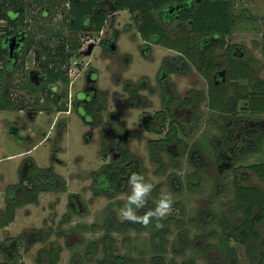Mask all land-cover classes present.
<instances>
[{
  "label": "rangeland",
  "instance_id": "rangeland-1",
  "mask_svg": "<svg viewBox=\"0 0 264 264\" xmlns=\"http://www.w3.org/2000/svg\"><path fill=\"white\" fill-rule=\"evenodd\" d=\"M64 4L65 1L61 0L56 9L51 10V15L46 16L44 20L39 19L38 22H43L48 29H59ZM39 9V5L32 2L26 12L31 28L37 26V21L34 22L31 18L38 16ZM231 12L235 25L225 42L245 50L257 65L255 77L264 81V0H232ZM6 31V23L1 21L0 36ZM113 37H116V52L113 56L107 57L97 44L103 39L111 40ZM82 43L84 50L90 44H93L94 48L90 56L83 54L70 62L68 85L61 86L59 89L60 92H67V112H56L44 104L42 108L38 107L40 112L31 123L24 112L0 111V210L4 208L7 188L20 183V170L28 162L38 170L52 168L54 174L64 182L63 191L52 190L40 193L36 204H26L17 208L13 221L4 228H0V243L6 239L19 240V246L16 248L18 257L9 249L5 252L0 250V264L14 262L39 264L37 259L41 250L53 251L54 249L55 251L57 248H59V255L56 264H71L74 257L79 258L82 264H86V245L105 234L104 228L107 221L114 219L119 223L126 222L121 220L119 209L126 203L125 193L128 191V186L122 185L109 194L99 190L93 191L92 188V174L101 172L103 166L109 162L107 153L101 150V130L95 129L91 140L86 141L89 129L75 114L72 107L70 108V100L74 93L80 92L84 86V76L88 66L97 72V88L105 93V110L101 116L104 125L110 124L117 132L126 131L132 134L127 148L141 162V173L154 183L152 197L157 198L161 192H170L172 195V208L169 214L160 220L169 221L170 234L165 246V259L169 261L174 258L177 264H180L192 255L191 250H187L183 257L173 256V248L178 247L179 231L184 229L188 238L193 239L201 232L197 229L199 223L196 220L199 212L204 209L213 215L221 214L233 196L232 172L217 171L213 164L214 150L210 141L219 136L217 127L220 124L215 120V115H213L214 119H209L210 113L204 102L201 106L202 117L198 124L196 126L192 124L190 127L184 125L188 138L180 136L182 141L175 144L174 154L173 149L169 152L152 151L148 143L149 140L158 138L154 132L159 130V125L152 124L146 129L142 125V120L144 117L153 116L161 109L155 77L162 60L175 56V53L153 45L150 58H145L142 55L144 42L132 16L127 11H120L110 18L100 34L83 36ZM125 58L128 59L127 65L123 60ZM24 68L12 75L13 85L10 89L12 98L18 100L19 97L28 99V96H34L36 101L37 96L30 95L29 91L26 93L21 90L25 84L23 73L36 70L32 55L28 56ZM189 68L188 76L170 77L175 93L179 97H183L184 93L190 89L206 92L205 82L196 68ZM141 78L149 80L148 85L153 88V95L149 96L141 92L140 94L145 96L149 105L133 108L125 102L127 99L124 93L125 82L135 85ZM6 85L4 81H0V91ZM20 91L26 95L23 96ZM109 116L112 117L109 118ZM256 118L264 119V115ZM59 122L65 123L66 129L62 132L61 139L56 141ZM11 124L19 129L21 127L27 129L21 130L19 135L22 138L30 136L32 138L30 146L26 140L16 141L10 138L7 126ZM121 124H123L122 128ZM32 125L37 126L40 132L34 133L31 129ZM193 145L200 147L202 154L205 155V173L200 174L195 168L196 159H189L188 154L183 156L182 150L188 148L191 150ZM152 154L156 157L152 158ZM261 163H264V141L259 151H252L237 165ZM193 179H196V184H193ZM251 182L262 186L255 178H252ZM70 196H77L81 206L80 211L68 205ZM152 202L155 203L154 199ZM141 210L138 211V215L142 212ZM152 221L153 219L143 231L128 229L121 233H111L117 252L141 261V264H150L153 255L150 246L151 233L161 228L157 223L153 226ZM201 224H206L205 218L201 219ZM93 225L97 227L96 231L90 230ZM211 230L216 231L217 234L220 232L217 225L213 223L206 232ZM37 231L43 232L47 239L28 246L27 242L37 235ZM215 242L212 241V243ZM230 246L237 249L240 264H243L245 262L243 250L234 242H231ZM49 258L52 259V255ZM100 258L101 253H98L96 259ZM197 264H203L200 258Z\"/></svg>",
  "mask_w": 264,
  "mask_h": 264
},
{
  "label": "trees",
  "instance_id": "trees-1",
  "mask_svg": "<svg viewBox=\"0 0 264 264\" xmlns=\"http://www.w3.org/2000/svg\"><path fill=\"white\" fill-rule=\"evenodd\" d=\"M61 0H32L44 9L47 16L51 10L56 9ZM65 1L61 27L46 28L38 16L31 20L36 22L35 28L28 29L26 12L32 2L29 0H2L0 1V22L6 23L7 34H12L18 26L28 33L25 39L27 50L35 46V63L45 77L43 85L35 88L30 85L23 73V92L29 91L30 95L37 93L45 101V106L56 112H67V92H60L61 86L68 85V70L70 62L80 56L82 38L93 33L103 31L106 23L116 13L127 11L135 22L136 29L143 41L161 46L174 51L178 55L171 58L175 64L185 59L195 64L199 59V48L209 44L210 40H216L211 49L202 54L204 61L205 77L208 81L207 107L211 111L224 114L222 119L251 118L264 115V81L255 77L257 65L251 57L244 60L232 58L227 53V77L228 88L223 85L215 86L210 81V73L214 70L215 48L230 50L231 45L226 44V39L234 28V18L231 12L232 0H192L189 4L186 0H62ZM9 17L15 20L10 21ZM46 17H42L44 20ZM51 22V21H50ZM184 28L185 31L181 29ZM34 30L36 32H34ZM207 42V43H206ZM5 51L0 50V63L5 66L2 56ZM25 59L21 58L16 70L11 73L7 69H0V81L7 85L0 91V111H24L30 117L40 111L38 100L34 104L26 97L12 98V75L25 68ZM51 86V88H49ZM20 89V88H18ZM24 94L23 96H25ZM34 97V96H33ZM35 100V99H34ZM13 101H16L13 103ZM188 101V100H187ZM185 101L184 104L187 102ZM181 131L182 129L179 128ZM177 132V128H175ZM17 141H21L16 139ZM226 140V139H225ZM30 146V144H29ZM165 146L164 141H150L149 149L161 151ZM214 148V160L221 161L223 152L232 146L229 141H223L221 146L211 143ZM258 149L262 146V140L256 141ZM152 158H155L152 154ZM107 169L108 166L103 167ZM111 169V182L114 184L119 172ZM246 170L256 174L264 181V163L249 165ZM56 180V181H54ZM103 181V177H99ZM57 182V190H64V182L54 174L53 169H34L27 178L21 176L20 183L8 188V200L4 212V219L0 221V228H4L14 219L17 208L26 204H36L38 195L50 192L51 185ZM26 184V185H25ZM221 214H211L208 210H201L196 218L199 224L197 229L201 232L193 239H189L187 232L181 229L178 234V247H174V257H183L187 250H191V258L180 264H197L198 258L203 264H240L237 249L230 246L231 242L237 244L243 250L245 262L243 264H264V190L258 187L243 186L235 175L233 178V196L226 204ZM154 207L152 199L147 207L142 209L143 215L148 208ZM206 219V224L200 225L201 219ZM200 220V221H199ZM161 228L153 231L150 238L152 257L150 264H177L174 258L165 259L167 237L170 234L169 221H161L153 218ZM216 224L220 232L206 229L211 224ZM140 223L126 221L119 223L111 219L104 228L105 234L98 240L89 242L85 248L86 264H141L125 255L117 252L111 233H121L128 229L145 230ZM90 230L96 231V226ZM36 236L27 242V245L44 242L47 237L43 232L37 231ZM212 241H216L212 243ZM4 247L13 251L18 257L16 248L18 239H6ZM27 246V247H28ZM12 250H10L11 248ZM98 253L101 258L96 259ZM46 256L43 258V256ZM52 255V259L49 257ZM59 248L55 251L41 250L37 262L39 264H56ZM13 264H17L14 262ZM71 264H82L79 258L74 257Z\"/></svg>",
  "mask_w": 264,
  "mask_h": 264
},
{
  "label": "flooded vegetation",
  "instance_id": "flooded-vegetation-1",
  "mask_svg": "<svg viewBox=\"0 0 264 264\" xmlns=\"http://www.w3.org/2000/svg\"><path fill=\"white\" fill-rule=\"evenodd\" d=\"M189 4L192 0H186ZM32 2V0H29ZM47 13H44V9L40 7L39 9V18L46 17ZM10 21H14V18L9 17ZM41 24L40 22L38 23ZM28 29L32 30L30 25ZM185 31L184 28L181 29ZM101 33V32H100ZM99 33V34H100ZM16 37V42L18 45H14L12 50L10 51L9 46H11V39ZM29 38L28 33L24 31L20 26L16 28V30L12 34H7L4 32L0 36V50L5 51V55L2 56L4 60L5 66H2L0 63V69H7L8 73L16 70L18 67L21 58L25 59V63L29 55H32V61L35 66L34 71H26V78L30 85L35 88H39L43 85L45 81V77L38 68L35 63L34 55L35 50L37 49L35 46L31 47L27 50L25 39ZM143 41V40H142ZM116 37L111 38V40H101L97 45L102 49V52L105 56L111 57L116 52ZM144 45L142 48V55L145 58H150L151 46L155 45L146 41H143ZM207 43V42H206ZM216 43V40H210L209 44H204L199 48V59L195 64H192L188 60H184L179 64H175L171 58L176 57L178 54L175 53L173 57H166L162 60V63L157 71L155 81L157 84V90L159 91L158 100L161 104V109L154 113L151 117H144L142 120V125L148 129L149 125L155 124L159 125V130L154 132L158 137L156 140L150 141H164L165 146L162 148V151H171L174 154V150L176 148V143H180L182 141L180 136L185 139L188 138V135L185 133V126L197 125L200 118L202 117L201 106L206 102L207 105V91H208V81L205 77L204 70V61L201 59L202 54H205L207 51L211 49L213 44ZM94 46V45H93ZM158 46V45H157ZM232 48L228 50H223L219 48H215V60L214 70L210 73V81L215 85H223L228 88L229 81L227 77V53L230 54L232 58L244 60L245 58L250 57V55L243 49L237 48L235 45H231ZM88 48V46H87ZM87 48L84 50L83 46L80 50V56L85 55ZM94 48V47H93ZM93 50V49H92ZM92 53V51H91ZM90 53V54H91ZM90 56V55H89ZM128 63V59H123ZM89 67V66H88ZM86 70L84 76V86L80 92H75L72 100H70V108L74 110L75 114L79 117V119L83 122L85 126L89 129V132L86 134V141H90L92 138V132L95 129L101 130V150L107 153V157L109 162L105 165L108 166L107 169H102L101 172L92 174L93 175V191L99 190L104 194H109L113 192L115 189L117 190L122 185L126 187V181L131 172H142L141 162L132 155L128 148L127 144L130 140L132 134L124 131L123 133L117 132L114 127L110 124H105L102 121V114L104 113V92L97 88V72L88 68ZM196 68L200 77L203 79L206 85V92L203 93L201 91H196L195 89H190L186 91L183 97H179L175 93V87L170 77L177 76H188L190 73V68ZM149 80L147 78H141L138 83L132 85L131 82H125L124 93L127 95V99L125 100L126 104L131 105L133 108H139L140 105L148 106L149 104L146 101L144 95H141V92L146 93L147 95H153V88L148 85ZM51 88V86H49ZM229 89V88H228ZM232 92V89H229ZM20 94L24 95L22 91ZM38 97V105L43 107L45 101L42 97L37 93ZM28 101L31 104L35 103L34 97L28 96ZM188 100V101H187ZM187 101L185 104L184 102ZM45 106V105H44ZM209 111V119H214L220 124L217 129L219 132V136L214 137L210 143H215L221 146L223 141H229L232 143V146L228 151L223 152V157L221 161L217 162L214 160L213 164L217 171L226 170L232 172V191H233V178L236 175L238 180L242 183L243 186L250 187H258L264 190V181H262L256 174L253 172H249L246 170V167L237 165L241 162L246 155L251 153L252 151H259L258 146H256L257 140H262V144L264 141V119H259L256 117L249 118H239V116L235 119H222L221 116L224 114L211 111L206 107ZM24 112V111H19ZM40 112V111H39ZM33 117H30L26 112L25 116H27L28 120L33 123L37 114ZM261 116V115H260ZM112 116H109L111 118ZM258 117V116H257ZM8 135L11 139L18 140H26L28 143H31L30 136L27 135L26 138H22L19 135L21 130H27L24 127L19 129V127H15L14 125H8ZM123 124H121V128ZM175 128H177V132H175ZM179 128L182 130L180 131ZM31 129L34 133H39V128L37 126L32 125ZM56 131V141L61 138L58 137V133H62L66 129L65 123L59 122ZM165 130V131H164ZM226 139V140H225ZM17 141V140H16ZM33 148V147H31ZM189 149V150H188ZM187 150H182L183 156L185 157L187 154L189 159H196L197 164L195 168L197 171L202 174L205 173L206 167V158L205 155L202 154V150L197 145H193V147L188 148ZM255 149V150H254ZM214 150V148H213ZM215 153V150H214ZM103 166V167H105ZM52 167V166H51ZM119 172V176L114 182H111V169L113 172ZM35 167L31 163H26L20 170V175L24 178H27L34 172ZM142 174V173H141ZM103 177V181H99V177ZM252 178H255L262 186L255 185L251 182ZM198 180V179H197ZM56 181V180H54ZM193 184H196V179L193 181ZM10 187V186H9ZM8 187V188H9ZM7 188V190H8ZM53 190H57V182L54 183V186L51 185ZM6 190V198L4 208L0 210V221L4 219V212L6 209V203L8 200V191ZM68 205L76 209L77 211L81 210L80 203L78 201L77 196H70L68 199ZM0 250L5 252L6 247H4V242L0 243Z\"/></svg>",
  "mask_w": 264,
  "mask_h": 264
},
{
  "label": "clouds",
  "instance_id": "clouds-1",
  "mask_svg": "<svg viewBox=\"0 0 264 264\" xmlns=\"http://www.w3.org/2000/svg\"><path fill=\"white\" fill-rule=\"evenodd\" d=\"M126 184L128 186V191L125 193L126 203L119 209L122 221L147 225L153 218L160 220L169 214L173 205L170 192H161L157 198H153L151 194L155 187L154 183L146 179L145 175L135 171L130 173ZM150 199H154V207L148 208L143 215H138V211L145 209Z\"/></svg>",
  "mask_w": 264,
  "mask_h": 264
},
{
  "label": "water",
  "instance_id": "water-1",
  "mask_svg": "<svg viewBox=\"0 0 264 264\" xmlns=\"http://www.w3.org/2000/svg\"><path fill=\"white\" fill-rule=\"evenodd\" d=\"M16 37L14 36L12 39H11V46H9V49H10V51L12 50V47L14 46V45H18V42H16V39H15ZM93 44H90L89 46H88V48H87V50H86V52H85V56H89L90 55V53H91V51H92V49H93ZM61 136H62V133H58V137L59 138H61Z\"/></svg>",
  "mask_w": 264,
  "mask_h": 264
}]
</instances>
